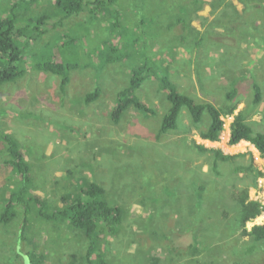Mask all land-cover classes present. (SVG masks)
Returning <instances> with one entry per match:
<instances>
[{
    "label": "rangeland",
    "instance_id": "rangeland-1",
    "mask_svg": "<svg viewBox=\"0 0 264 264\" xmlns=\"http://www.w3.org/2000/svg\"><path fill=\"white\" fill-rule=\"evenodd\" d=\"M16 1L0 0V17ZM28 1L20 3L17 26L51 13V29L42 44H33L39 56L28 55L27 74L0 85V132L19 142L32 168L30 196L44 202L25 227L19 203L10 224L0 221V264H88L84 233L46 215L91 182L103 184L107 198L123 209L117 233L100 234L108 264H264V242L243 233L239 199L248 191L263 208L247 229L264 224V158L249 141L229 143L240 112L256 132L264 131V0H118L83 22L85 14L69 18L73 23L55 15L54 0ZM58 18L62 25L54 33ZM189 24L193 29L183 28ZM114 44L124 62H105L103 56L116 55ZM46 51L76 65L66 90L59 76L34 68ZM138 68L150 75L135 96L155 113L130 106L115 123L118 94ZM164 76L222 110L219 141L200 136L209 115L197 126L186 108L177 129L157 138L171 106L160 85ZM256 84L260 103L254 102ZM96 88L98 99L86 103ZM232 105L234 115L227 111ZM198 144L238 157L215 167L214 152ZM4 151L0 140V213L22 184L18 171L5 165Z\"/></svg>",
    "mask_w": 264,
    "mask_h": 264
},
{
    "label": "trees",
    "instance_id": "trees-1",
    "mask_svg": "<svg viewBox=\"0 0 264 264\" xmlns=\"http://www.w3.org/2000/svg\"><path fill=\"white\" fill-rule=\"evenodd\" d=\"M23 0H17L12 4L7 16L0 17V85L7 82L15 81L18 78L24 77L27 74L28 55L33 59L39 53L35 50L33 44H42L44 35L50 31L49 21L53 17L51 13H43L37 18L30 17L27 19L28 25L26 27H18L17 23L23 20L19 12L20 3ZM27 1V0H24ZM38 0H29L31 4ZM56 7V16L59 17V12L63 17L61 22L71 21L73 16H81L85 14V18L80 21H85L90 13L101 12L108 5L114 6L118 0H54ZM11 10V14H9ZM60 19L58 18L52 24L54 33L59 32ZM35 26V31L29 33L31 26ZM119 26V22L114 24V27ZM189 25H183V28H188ZM192 28V26H190ZM193 29V28H192ZM38 30V32H36ZM41 37V38H40ZM41 39V40H40ZM60 40H63L61 38ZM25 42V44H23ZM61 43V42H60ZM59 43L58 46H61ZM66 45V42L63 43ZM59 51V50H57ZM112 51L116 55L106 57L105 62L125 61L124 52L119 50L117 45H113ZM100 54V53H99ZM121 54V55H120ZM47 59H40L34 61V68L41 72L53 73L61 78V89L66 90V87L71 82V71L76 69V65L70 64L67 60L62 59L60 52L50 57V52L46 51ZM123 58V59H122ZM143 68H138L134 71V75L129 81V85L120 91L117 98V103L112 112V120L115 123L121 121L124 113L130 106H134L142 112L148 114L155 113V110L149 105L145 104L135 96V91L141 87L142 83L150 75L147 71L144 74ZM161 87L166 92V99L171 103L168 111L165 113L157 138L161 135L175 130L178 127V122L182 111L186 108L195 123L199 126L203 123V117L207 113L210 122L206 130L200 132L203 139L210 141H219L222 132L224 131L225 121L223 119L222 110L210 101L204 102L201 99H196L186 93L179 91L178 87L168 76L161 77ZM255 88V103L262 101L261 87L256 84ZM100 90L96 88L94 91L88 93L85 97L86 103L90 104L98 99ZM237 91L228 92L227 97L231 100L236 97ZM237 105H232L228 108V113L234 115ZM0 140L5 144V153L8 158L5 159V165L18 171L21 180L20 190H11L10 199L5 212L0 213V221L5 224H10L17 215L13 210L15 203L22 204L25 210L23 226L29 222V214L34 211V206L44 202L42 196H30V188L32 183V168L26 160L24 151L19 142L13 135L0 132ZM246 140L253 144L264 158V131L256 132L252 125L246 120V116L240 112L235 115L231 123V132L229 143L235 145L241 141ZM198 147L204 151H213L216 160L214 166L218 165V160L232 161L238 155H229L221 149H213L205 145L198 144ZM241 170V168L239 169ZM30 196V197H29ZM29 197V198H28ZM241 201L240 222L243 228V233L253 236V239L258 242H264V224L254 225L251 230H248L246 225L249 221L256 218L262 212V206L256 200L250 198L248 191H242L239 195ZM64 206L59 207L51 215H46L48 219H60L69 223L70 226L81 230L88 240L87 252L85 261L88 264H108V260L103 253L101 246L100 234L113 235L119 230L118 227L122 221V207L120 205L112 204L107 198V191L103 184L98 182H91L80 192L75 198L63 196ZM40 212H43L42 210ZM24 227L22 229L24 230ZM25 233V230L23 231ZM155 264H159L158 261Z\"/></svg>",
    "mask_w": 264,
    "mask_h": 264
},
{
    "label": "crops",
    "instance_id": "crops-1",
    "mask_svg": "<svg viewBox=\"0 0 264 264\" xmlns=\"http://www.w3.org/2000/svg\"><path fill=\"white\" fill-rule=\"evenodd\" d=\"M246 142H248V141H246ZM232 155H235V154H232Z\"/></svg>",
    "mask_w": 264,
    "mask_h": 264
}]
</instances>
